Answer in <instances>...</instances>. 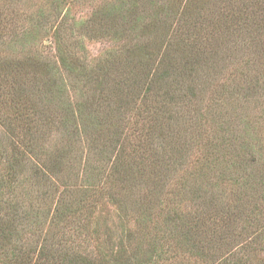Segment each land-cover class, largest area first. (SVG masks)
<instances>
[{
	"label": "trees",
	"instance_id": "16d2710c",
	"mask_svg": "<svg viewBox=\"0 0 264 264\" xmlns=\"http://www.w3.org/2000/svg\"><path fill=\"white\" fill-rule=\"evenodd\" d=\"M254 5L256 11L242 6L233 15L221 14L215 19L211 33H233L236 35L234 49H237L235 44L243 41V53L252 52L255 61L264 62V36L260 38L264 32V3L257 1ZM154 7L153 0H116L98 11L94 17L98 25L96 30L113 39L126 40L118 52H113L110 59L95 69L86 73L85 69L61 56L68 76L77 81L81 78L76 75H81L85 87L90 86L87 97L80 102L70 100L66 94L67 85L59 82L55 75L39 80L33 95L36 96L28 100L10 97L2 104L4 98L0 95V113L5 115L9 107H15L18 116L15 121L0 115V193L8 185L14 188L21 185L19 176L23 172L28 174L38 200H52L59 192V203L64 193L73 192L74 185H65L70 183L76 169L71 153L84 138L91 144V153L94 152L97 161L110 164L103 182L107 183L108 190L101 185L104 174L100 170L97 175L87 177L82 196L75 202V212L84 211L81 217L87 226L95 202L108 192L131 198L137 186L142 187L144 183L152 198L158 194L157 189L164 183L170 167L180 159L174 142H169L171 135L165 133L194 127L193 118L184 116L185 107L190 108L197 100L196 83L202 75L213 73L214 61L226 48L219 50L216 41H209L204 17L178 14L174 24L169 15L156 14L152 10ZM134 8L140 10L132 15ZM147 22L153 26L154 36L141 45L133 35ZM201 42L206 44L198 45ZM170 50L175 52L170 53ZM256 87L248 85L246 93L254 92ZM127 113L137 115L136 120L132 123L125 120L127 127L120 132L119 123ZM241 142L239 149L249 152L246 153L250 156L247 162L255 166L248 172L251 200L236 206L231 214L218 206L217 199L203 195L195 213L176 212L174 217L169 214L164 219L165 226L174 228L171 239L177 240L176 245L166 241L171 245L161 250L157 243L163 231L159 230L152 233L151 242L146 246H138L135 252L139 256L134 254L132 259L123 260L120 255L97 256L93 260L82 257V262L130 264L135 259L138 264H144L151 257L178 262V256L188 255L190 260L204 264H264V257L258 256L264 251V172L256 166V158L251 154L253 146L246 140ZM102 170L105 172L104 168ZM8 178L16 182L8 184L5 181ZM59 184H62V191L58 189ZM190 191L188 188L185 194L190 192L191 199L200 196L199 190ZM94 196L97 200H93ZM137 197L133 199V206L137 209L138 225L142 226L151 221L154 203L151 198L138 197L137 200ZM124 238L128 244L137 242L130 232ZM60 258L65 260L66 257ZM55 259L57 257L49 253L45 258L48 263Z\"/></svg>",
	"mask_w": 264,
	"mask_h": 264
},
{
	"label": "rangeland",
	"instance_id": "374dc122",
	"mask_svg": "<svg viewBox=\"0 0 264 264\" xmlns=\"http://www.w3.org/2000/svg\"><path fill=\"white\" fill-rule=\"evenodd\" d=\"M115 1L0 0L2 104L10 97L21 100L35 97L36 94L33 95L39 80H47L54 75L59 82L67 85L66 94L70 100L80 102L85 99L90 86L85 87L86 82L81 75H76L81 78L77 81L68 76L61 56L87 73L122 48L126 38L113 39L111 35L96 30L98 25L94 21L98 11ZM257 1L264 3V0H153L155 7L152 10L159 16L169 15L174 24L178 14L204 17L209 41H216L219 50L226 48L214 61L213 73L200 75L201 80L196 83L199 93L197 100L191 103L190 108L188 105L185 107L187 111L184 116L186 114L188 119L193 118L194 127L165 133L171 135L169 142H174L180 159L170 167L154 198L144 183L142 187L137 186L138 190L131 198L109 192L97 197L98 200L96 196L92 197L97 201L88 226L81 217L84 211L75 212V202L82 196L87 177L97 175L100 170L104 174L101 185L107 187V183L103 182L110 170V164L98 162L94 152L91 153L88 140L80 139L77 150L71 153L76 169L70 183L65 185H74L71 188L73 192L64 193L59 203V192L53 195L52 200H38L28 174L21 171L23 175L19 176V180L22 184L16 188L8 185L0 193V264H84L82 257L93 260L97 256L109 258L119 255L123 260L132 259L134 254L139 256L135 252L138 246H146L151 242L152 233L159 230L163 233L159 234V241L156 239L157 245L165 251L164 247L176 245L177 242L171 239L174 228L164 225V219L169 214L174 217L176 212L195 213L203 201V195L217 199L218 206L231 214L236 206L252 199L248 172L255 166L247 162L250 156L246 153L249 152L245 153L239 147L242 140L248 141L253 146L251 154L256 158L257 168L264 172V62L255 61L252 52L243 53V41L240 45L235 44L237 49H234L236 35L233 33L214 35L211 31L215 28V19L221 14L233 15L242 6L256 11L253 9ZM134 9L132 15L140 10ZM153 31V26L147 22L138 27L133 36L144 45L154 36ZM248 31L252 34L251 27ZM263 36L264 32L260 38ZM234 50L240 52L239 55ZM174 52L170 50V53ZM258 56L256 53L255 57ZM248 85L249 88L257 85L256 90L246 93ZM6 114L0 113L1 116H8L9 120H18L15 107H9ZM136 117L134 113L125 114L124 120L119 123L120 132L127 127V122L132 123ZM18 129L22 130V127ZM247 135L249 138L246 139ZM200 140L203 142L200 143ZM50 150L51 147H48ZM5 181L8 184L16 182H11L9 178ZM61 187L62 184H59L60 191L63 190ZM188 188L189 191L199 190L200 196L191 199V191L185 194ZM135 196L151 198L154 203L150 211L151 221L142 226L138 225L135 215ZM128 232L135 236V244H128L124 238ZM47 253L57 259L46 262ZM260 255L264 257V251ZM60 256H65V260ZM177 260L151 257L144 264H204L190 260L188 255L178 256ZM130 264L138 263L133 259Z\"/></svg>",
	"mask_w": 264,
	"mask_h": 264
}]
</instances>
